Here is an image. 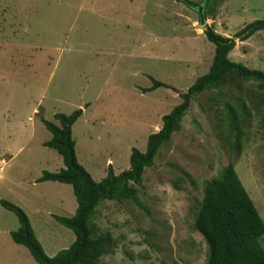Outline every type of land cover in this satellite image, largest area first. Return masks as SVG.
I'll use <instances>...</instances> for the list:
<instances>
[{
    "label": "rangeland",
    "instance_id": "rangeland-1",
    "mask_svg": "<svg viewBox=\"0 0 264 264\" xmlns=\"http://www.w3.org/2000/svg\"><path fill=\"white\" fill-rule=\"evenodd\" d=\"M257 20L264 0H0V202L27 213L47 255L75 241L55 216L74 215L78 204L71 185L39 181L65 167L45 146L52 134L43 120L59 124L56 114L83 109L72 128L79 162L96 181L110 165L118 175L133 148L146 150L180 94L209 72L215 46L205 30L234 37ZM230 59L264 71V31L236 39ZM151 76L172 88L149 92ZM263 92L245 81L194 98L181 130L146 170L140 202L98 206L96 223L115 240L99 264H205L209 246L196 211L205 183L231 162L264 220ZM229 107L242 120L240 155L226 135ZM18 227L0 203V264H38L12 239Z\"/></svg>",
    "mask_w": 264,
    "mask_h": 264
},
{
    "label": "trees",
    "instance_id": "trees-1",
    "mask_svg": "<svg viewBox=\"0 0 264 264\" xmlns=\"http://www.w3.org/2000/svg\"><path fill=\"white\" fill-rule=\"evenodd\" d=\"M204 15L207 16L206 11ZM259 31H264V20L248 24L234 37L216 32L213 26L205 30L207 40L215 46L209 72L198 77L187 92L180 94L182 102L163 117L162 128L149 135L146 150L143 152L133 148L129 169L118 175L110 165L107 175L101 181H96L79 162L72 128L83 115V109L70 115L56 114L55 119L59 124L44 119L46 128L52 134L45 146L57 151L65 167L55 173L43 172L39 181L61 182L73 187L78 204L75 214L70 217L55 216V219L72 230L76 238L69 248L52 257L47 255L27 213L19 206L1 200V205L12 211L19 221L18 229L11 233L14 242L27 247L38 264H99L101 258L113 250L115 240L111 233L100 231L96 223L98 206L104 201L140 202L139 187L146 170L154 166L161 148L181 130L182 121L194 98L206 91H220L232 86L239 88L241 82L245 81L256 82L264 91V71L251 69L230 59L236 39L245 41ZM150 80L152 86L149 92L161 87L172 88L152 76ZM238 108L244 116L245 103L242 102ZM226 124V135L235 136L237 153L240 155L244 131L235 108L229 107ZM195 228L209 246L205 264H264V248L260 243L264 236V220L240 180L234 163L228 164L205 183L204 196L195 215Z\"/></svg>",
    "mask_w": 264,
    "mask_h": 264
},
{
    "label": "water",
    "instance_id": "water-1",
    "mask_svg": "<svg viewBox=\"0 0 264 264\" xmlns=\"http://www.w3.org/2000/svg\"><path fill=\"white\" fill-rule=\"evenodd\" d=\"M198 12H199V15H200V22H201L202 25H204L206 23V18H205L202 6H198Z\"/></svg>",
    "mask_w": 264,
    "mask_h": 264
}]
</instances>
